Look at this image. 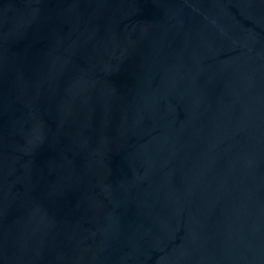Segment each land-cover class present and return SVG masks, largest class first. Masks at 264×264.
<instances>
[{"label":"water","instance_id":"water-1","mask_svg":"<svg viewBox=\"0 0 264 264\" xmlns=\"http://www.w3.org/2000/svg\"><path fill=\"white\" fill-rule=\"evenodd\" d=\"M0 264H264V0H0Z\"/></svg>","mask_w":264,"mask_h":264}]
</instances>
